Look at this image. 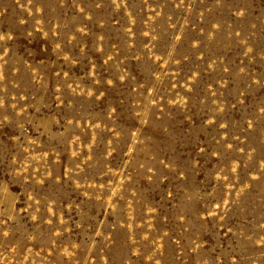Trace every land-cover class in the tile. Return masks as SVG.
Here are the masks:
<instances>
[{
  "label": "rangeland",
  "instance_id": "1",
  "mask_svg": "<svg viewBox=\"0 0 264 264\" xmlns=\"http://www.w3.org/2000/svg\"><path fill=\"white\" fill-rule=\"evenodd\" d=\"M0 264H264V0H0Z\"/></svg>",
  "mask_w": 264,
  "mask_h": 264
}]
</instances>
